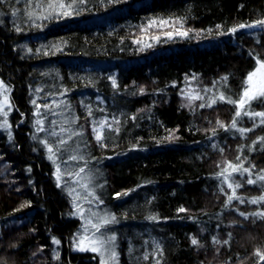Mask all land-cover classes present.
<instances>
[{
    "label": "trees",
    "instance_id": "16d2710c",
    "mask_svg": "<svg viewBox=\"0 0 264 264\" xmlns=\"http://www.w3.org/2000/svg\"><path fill=\"white\" fill-rule=\"evenodd\" d=\"M260 19L264 0H0L9 103L0 126V264H99L96 252L75 246L82 221L72 190L89 176L93 188L81 194L92 192L99 213L116 217L101 231L116 237L117 264H264V218L252 215L264 201L249 202L264 195V182L233 174L241 199L228 203L231 181L217 175L237 157L253 178L264 169V125L257 118L241 134L229 127L234 105L207 107L220 93L238 98L264 58V27L229 31ZM241 127L253 121L241 117ZM60 138L68 143L53 163L41 141L55 149Z\"/></svg>",
    "mask_w": 264,
    "mask_h": 264
},
{
    "label": "snow or ice",
    "instance_id": "6c2138e0",
    "mask_svg": "<svg viewBox=\"0 0 264 264\" xmlns=\"http://www.w3.org/2000/svg\"><path fill=\"white\" fill-rule=\"evenodd\" d=\"M80 3H84L85 0H79ZM49 8L53 7V4L50 3ZM58 7L60 9H71L73 7L72 4H64V3H58ZM73 13L71 11H63L61 13H59V15L62 16H71ZM31 19V15L29 17ZM47 18V17H45ZM160 26H165L169 23V21L166 20H160L159 22ZM178 23V22H177ZM157 24V21L153 20L149 22V27L153 26ZM217 27L219 28L220 26L217 25ZM254 27H264V19H260L255 21L254 23L251 24H240L237 27H234L232 29H230L229 31L231 32H236L238 29H242V28H254ZM189 31H191L190 29L187 31H176L175 33L173 32H167L165 33V35L168 36L169 39L172 38V36L175 35H180V36H188ZM154 39H158V37H154ZM148 47H150L151 45H147ZM256 65H258V67H256L253 71H250L247 73V77L246 80L244 82L245 86H243L242 92L241 94L238 96V98L233 99L230 96H226L224 93H220V95L216 98H213L212 102L210 104L207 105V107H211L213 104L217 103V101L220 102H225V103H229L234 105L235 107V115L233 117V120L230 124V128L232 129H236L237 131H239L241 134H245L248 132H251L255 127H258L259 125L256 124V119L259 118V123L260 125H264V111H254L253 110V103L256 104H262L264 105V58H256ZM225 81L228 79V77H224L223 78ZM113 85L115 86V81H113ZM0 87H3V82H0ZM141 92H143V89H141ZM196 98H201V97H196ZM202 99V98H201ZM6 102V99H5ZM34 104H36L35 101H33ZM205 104H201L200 107L203 108L205 107ZM37 109H39L40 105L36 104ZM48 105H45V108H47ZM0 111H3V105H0ZM5 115H7V113L5 112ZM37 115H39V112L37 113ZM248 117L250 120L253 121V128H237V124L240 120L241 117ZM5 125L7 124V121L4 122ZM218 124H220L219 121H217ZM36 124L38 125L37 127V132H43L45 131V129L42 127L43 125V121L42 120H37ZM102 126H103V122H102ZM221 127H224L223 124H220ZM108 127H111L110 125H108ZM66 129L61 128V133L65 132ZM96 131V140L99 142L102 140V134L100 131L95 130ZM11 135V134H9ZM50 136H58L59 134L55 131H51L49 132ZM72 135H78V133H71L68 137V139H71ZM35 138V137H34ZM261 143H264V137H262L260 139ZM41 143H43L45 145V147L47 148L48 152H49V160H52L53 163L56 162L55 160V156L56 153L60 151L61 147L66 145L68 143L67 140L60 138L58 140V143L56 144L55 149L53 148L52 144H50L48 141H41ZM72 160H76V159H82L83 157H77V156H71L70 157ZM219 167V166H218ZM231 169V172L228 173V169ZM85 169L84 168H80L79 172L75 173V175L79 176L81 173H84ZM225 173H228L227 175H225ZM245 173L248 174V178L246 180V183L248 185H255L258 182H264V169L260 170V173H257L255 175V178H253V173L251 171L250 168L248 167H244L243 166V161L241 160L240 157H237V162L236 163H232V162H228L227 168H223L222 171L220 173H218V176H224L225 181H231L230 183H228V187L230 189H233L232 191V195L228 196V203H231L233 199H241L240 197H238L236 195L235 189L242 187L241 183H237L234 180H232V175L233 174H238L240 176H243ZM56 175V179H57V186L60 187V181H61V177H62V173H61V169L59 166H57L56 168V172L54 173ZM91 177L89 176L87 178L88 183H91ZM77 183H79V181H77ZM82 187H87L86 185H82ZM72 191H75L74 189ZM70 194H72L70 192ZM119 195V194H117ZM88 196L92 197V199H95V196L92 192H88ZM87 198V197H86ZM264 201V195H261L258 198H253L251 201H249L250 203L253 204H257ZM90 202V201H89ZM241 202H244L243 200H241ZM76 207L79 209L80 214L83 216L85 215V212L82 208L79 207V205H76ZM179 211H185V209L181 208L179 209ZM240 215L245 216V219H247L248 217L244 214V213H240ZM252 215H258L261 218H264V212H260V213H252ZM93 216H95V221H93V219L89 218L86 221V226H85V232H88V226H90L92 229H94V231L91 233L90 236H86L85 239H89L90 243L93 245L91 247V251L93 252H97L100 250H103L101 252L102 255V259L100 264H109V260H115L116 258V252L111 248V247H106V245L110 246L112 244V242L115 241L116 237L113 236H107L105 237L102 233V229L106 228L108 225L114 223L116 221V217L115 216H110L108 214H105L104 216H99L97 214H93ZM150 219H155V217H149ZM55 243H59V241H54ZM217 243H219V241H216ZM191 243L193 245H197L198 241L196 239H192ZM225 243H227V241H225ZM81 244H83V241H81ZM157 248H159V245L157 244ZM81 251L85 250L83 247L80 248ZM107 253V259L103 258L104 254ZM162 255V253H161ZM257 255L260 256L261 260H264V254H261L259 252H257ZM145 259H148L147 256H145ZM157 264H159V261H157Z\"/></svg>",
    "mask_w": 264,
    "mask_h": 264
},
{
    "label": "rangeland",
    "instance_id": "374dc122",
    "mask_svg": "<svg viewBox=\"0 0 264 264\" xmlns=\"http://www.w3.org/2000/svg\"><path fill=\"white\" fill-rule=\"evenodd\" d=\"M6 89L7 88L4 85H3V87H0V105H3V111H0V126H2V127H6V125L4 123V116H6L5 112L8 114V111H9V106H8L9 103H8V101L5 102V99L7 100V98H6L7 97V90ZM229 170H231V169L229 168ZM83 183H85V184H83ZM83 183L81 184V187H79L77 190L75 188L74 190H76V191L73 192V196L77 197L79 199L78 200L80 203L79 207L82 208L85 212V215L82 216L79 212V209L78 208L75 209L76 213L80 216L81 221H82V224H80L81 227L78 231V235H77L76 240H75V242L77 243L75 246L78 249L83 247L84 249L87 248L88 250H90L93 245L90 243L89 239H85V237L90 236L91 233L94 231V229H92L90 226H88V232H85L86 221L89 218H91V219H93L94 222H96L95 216H93V214H97L99 216H104V214L99 213L100 208H98V207H99L100 203L97 199L93 200L88 195L84 196L83 192L81 194V191H83L81 189H85V190L87 189V191H89V190L91 191L93 188V187H91V185L89 183H87V185H86V181H83ZM82 185H86L87 187H82ZM86 197H89L90 199H88ZM94 202H96V205H93ZM77 205H78V203H77ZM95 207H96V209H95ZM81 241H83V244H81ZM106 247H111L116 252L114 242H112V244L110 246L106 245ZM102 251L103 250L96 252L97 256H98L99 264H100L101 259H102V255H101ZM107 255L108 254L105 253L103 258L107 259ZM109 264H117V252H116L115 260H109Z\"/></svg>",
    "mask_w": 264,
    "mask_h": 264
}]
</instances>
